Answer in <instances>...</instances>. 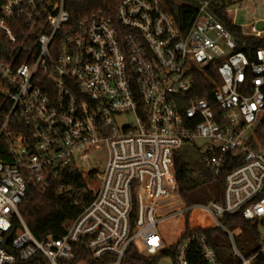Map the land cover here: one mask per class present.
<instances>
[{"label": "built area", "instance_id": "1", "mask_svg": "<svg viewBox=\"0 0 264 264\" xmlns=\"http://www.w3.org/2000/svg\"><path fill=\"white\" fill-rule=\"evenodd\" d=\"M249 3L257 17L237 24ZM219 13L242 35L264 38V0H198L184 31L163 0H119L113 15L76 23L64 0H0V264L37 254L65 264L80 246L105 264H124L129 245L168 264H190L191 248L202 264L264 256V48L249 60ZM197 72L210 97L189 96ZM196 140L222 189L219 199L188 203L173 161ZM62 169L80 174L91 200L63 234L38 239L18 206L29 181ZM237 213L255 227L258 246L247 255L236 244L241 227L220 220ZM208 228L226 238L223 261L197 232Z\"/></svg>", "mask_w": 264, "mask_h": 264}, {"label": "trees", "instance_id": "2", "mask_svg": "<svg viewBox=\"0 0 264 264\" xmlns=\"http://www.w3.org/2000/svg\"><path fill=\"white\" fill-rule=\"evenodd\" d=\"M119 0H64V7L68 11L70 23H76L85 15L100 11L104 15H113ZM198 0H163L164 5L170 11L178 27L184 31L191 23L195 14V6ZM220 22L228 28L237 41V48L241 50L249 60L253 59L254 52L258 48H264V38H255L242 35L238 26L231 25L225 15L219 13ZM206 74L219 82L218 77L212 69H207ZM212 85L208 77L197 72L194 75L192 87L188 92L190 97H210ZM183 105L186 101H183ZM198 150V149H197ZM198 160L201 155L198 151ZM202 163V161H201ZM195 163L178 151L174 155L173 170L178 191L189 202H203L214 196L219 199L222 189V178L213 181L203 167L196 172ZM203 166V165H202ZM199 168V167H198ZM204 183L210 186L203 188ZM92 194L84 184L80 174L76 171L67 172L62 169L59 175H46L42 182L29 181L26 185L25 194L18 206V211L29 231L38 239L48 234L61 235L66 225L75 218L89 204ZM220 220L228 227L240 226L242 233L237 237V247L244 253L254 251L258 244L256 241L255 227L244 220L240 214H225ZM18 220L13 217L11 229L7 233L10 240ZM198 233L206 236L209 244L213 247L220 260H224L228 254V243L224 234L218 228L198 229ZM190 264H202V256L198 251L191 248L188 255ZM84 260L87 264H105L103 260H95L89 250L80 246L75 248L73 258L64 261L65 264H74ZM124 264H161L160 256H144L136 251L133 245H129L123 260ZM13 264H49L40 254L35 255L27 261L19 258ZM252 264H264V256L258 254L252 260Z\"/></svg>", "mask_w": 264, "mask_h": 264}, {"label": "rangeland", "instance_id": "3", "mask_svg": "<svg viewBox=\"0 0 264 264\" xmlns=\"http://www.w3.org/2000/svg\"><path fill=\"white\" fill-rule=\"evenodd\" d=\"M258 13H257V9L254 7V5L252 3L248 4V7L246 9V11L244 10H239L237 11V13L235 15H233L234 20L237 24H242V25H247L252 19H254L255 17H257ZM246 29V28H245ZM128 120V119H127ZM203 141L202 140H196L195 144H182L179 148H178V152L180 154H182L183 156L187 157L192 163H195V168H196V172H200V168L202 169V163L200 160H198V147ZM199 167V168H198ZM210 184L209 183H204L203 184V188H207L209 187ZM211 198H214V196H211ZM198 202V201H196ZM160 261L164 264H168L169 260L166 258H160ZM229 262H233V263H237L238 260L236 258H234L233 256H230L228 259ZM79 264V263H77Z\"/></svg>", "mask_w": 264, "mask_h": 264}, {"label": "water", "instance_id": "4", "mask_svg": "<svg viewBox=\"0 0 264 264\" xmlns=\"http://www.w3.org/2000/svg\"><path fill=\"white\" fill-rule=\"evenodd\" d=\"M261 25H262V23H261V22H258V23H257V28H260Z\"/></svg>", "mask_w": 264, "mask_h": 264}]
</instances>
